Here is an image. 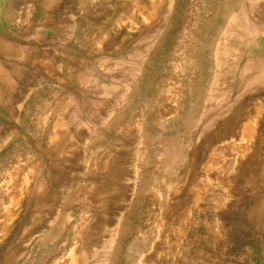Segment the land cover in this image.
<instances>
[{
  "label": "rangeland",
  "instance_id": "rangeland-1",
  "mask_svg": "<svg viewBox=\"0 0 264 264\" xmlns=\"http://www.w3.org/2000/svg\"><path fill=\"white\" fill-rule=\"evenodd\" d=\"M0 264H264V0H0Z\"/></svg>",
  "mask_w": 264,
  "mask_h": 264
},
{
  "label": "bare ground",
  "instance_id": "bare-ground-1",
  "mask_svg": "<svg viewBox=\"0 0 264 264\" xmlns=\"http://www.w3.org/2000/svg\"><path fill=\"white\" fill-rule=\"evenodd\" d=\"M154 9V8H153ZM154 11V10H153ZM152 11V12H153ZM222 12L223 13H225V12H227V9H222ZM229 12V11H228ZM228 12H227V14L226 15H228V17L230 18V19H234V17H237L236 15L234 16V14H233V12H229V14H228ZM242 13V12H241ZM154 14V13H153ZM225 15V14H224ZM226 15H225V17H226ZM243 15H246V14H243ZM244 19V18H243ZM234 20H236V19H234ZM231 26V25H230ZM226 27V26H225ZM224 30H226V29H224ZM254 30V29H253ZM227 32V31H226ZM227 54V53H226ZM229 55V54H228ZM232 63V62H231ZM7 71V70H6ZM8 72V71H7ZM248 130V129H247ZM244 139V138H243Z\"/></svg>",
  "mask_w": 264,
  "mask_h": 264
}]
</instances>
